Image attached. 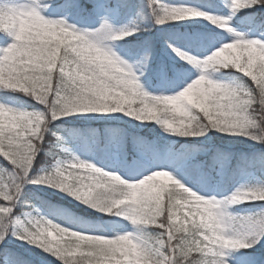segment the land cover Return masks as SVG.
<instances>
[{
  "label": "snow or ice",
  "instance_id": "1",
  "mask_svg": "<svg viewBox=\"0 0 264 264\" xmlns=\"http://www.w3.org/2000/svg\"><path fill=\"white\" fill-rule=\"evenodd\" d=\"M255 5L264 6V0L231 4L234 10ZM53 8L63 15L46 18L38 0H0V32L5 34L0 46V92L4 93L0 98V258L4 264H27L9 247L13 237L40 247L61 264H264V150L247 152L203 143L177 147L175 141L139 131L154 123L169 136L200 137L213 129L264 146V40L236 34L225 42V33L234 31L229 16L164 0L142 4L65 0ZM145 9L152 25L203 18L215 26L199 37L208 53L203 59L164 36L174 53L202 71L195 78L189 72L169 81L161 62L166 84L156 94L145 88L135 71L138 65L147 68L155 58V42L146 39L136 53L124 55L106 43L149 31L151 25L135 23L116 29L108 19L122 10L143 16ZM65 16L96 17L101 23L97 28H80ZM221 68L241 77L213 78L209 70ZM15 92L39 107L11 102L8 93ZM89 113L101 114L88 118L100 123L70 129L63 128V122L54 124L63 117ZM116 113L140 123L127 121L125 127L123 116L108 115ZM72 147L86 148L109 162L112 170L81 159L69 151ZM41 153L53 157V162L38 171V158L44 159ZM249 170H259L260 178L222 198L201 195L176 175L189 177L195 172L211 182ZM29 184L57 188L95 210L126 219L133 228L122 230L121 221L102 226L111 232L75 230L42 216L25 221L20 210L31 203ZM248 201L262 203L244 215L229 211L231 205Z\"/></svg>",
  "mask_w": 264,
  "mask_h": 264
},
{
  "label": "trees",
  "instance_id": "2",
  "mask_svg": "<svg viewBox=\"0 0 264 264\" xmlns=\"http://www.w3.org/2000/svg\"><path fill=\"white\" fill-rule=\"evenodd\" d=\"M65 0H38V8L41 14L46 18L57 19L60 18L63 13L54 10V3H64ZM121 2H127L129 4H142L146 3V0H121ZM167 4H187L194 5L196 7L204 8L205 10L214 11L216 14L223 15L226 11V5L224 0H164ZM147 9H145V15L134 14L128 10H122L118 15H109L108 19L114 28L119 29L121 27L132 26L133 23L142 27H149V31H141L134 33L132 36L125 37L124 39H113L116 50L119 54L124 55L125 53H136L139 50V45L146 39H152L156 46V56L149 62L147 68L143 66H136L137 76L140 81L144 84L145 88L156 94L159 88L164 87L166 84L163 72L160 69V64L166 66L165 71L167 72V80H179L187 73H191L192 78H195L202 69L191 64L189 61L180 58L176 53L168 47V44L164 42V36H170L174 42L180 46L183 50L190 52L197 59H203L207 52L205 47L200 41L199 37L207 34L208 29L215 27L210 22L203 18H190L180 21L170 22L169 24L163 25H152L149 16L147 15ZM65 19L69 23L75 24L80 28H97L101 21L96 17H73L65 16ZM234 24V31L237 29L242 30L241 35L246 38L251 37L254 34H260L264 37V6L255 5L252 7H246L238 10L232 20ZM217 31H224L217 29ZM228 40L233 37L232 32L225 33ZM5 34L0 32V46L4 40ZM8 42H11L9 36ZM203 54V55H202ZM127 58V57H125ZM175 65L173 69L171 66ZM183 65L184 67H180ZM213 78L221 79L225 81H231L235 78L241 77L238 72H233L231 69H220L218 71L209 70ZM229 73H233L229 75ZM243 79H247L243 77ZM4 96V93L0 92V98ZM10 100H13L25 107L37 106L36 102L30 97L24 96L22 93H8ZM89 117L93 115L85 114H73L67 117H63L62 120H57L54 124H61L63 122V128H79L86 123H92L96 125L100 121L89 120ZM127 121L129 119H123L121 123L125 127H128ZM132 122V121H131ZM133 124H139V121H135ZM60 131V129H57ZM139 131L145 134H158L162 139H170L176 142V146L179 147L181 144H200L204 145H215L232 147L236 150H242L247 152H260L264 150V146L258 145L256 142L250 140L248 137L237 135V134H225L218 130L210 129L204 136L200 137H180L178 135L169 136L160 129L159 125L153 123L152 128H141ZM61 134L64 133L61 131ZM53 139H55L53 137ZM74 148V147H72ZM71 150V148L69 149ZM44 159L39 160L36 165V170H41L43 167L50 166L53 162V157L45 156L44 153L40 154ZM79 157L81 159L90 160L106 170H112L109 162L102 161L98 156L93 155L86 148L80 150ZM248 172H252L249 170ZM243 172L238 174L234 178L226 177L223 180H212L211 182L204 181L197 173L193 172L191 176L186 177L184 174L177 172L178 179L184 180L194 186L201 194L209 195L217 192L221 195L229 192L236 183L240 180L242 174L248 173ZM260 177L259 170L254 172ZM122 176L127 178L126 174L120 172ZM26 191L28 192V198L31 203L25 205L21 210L20 214L34 210L36 208L42 209L46 215L53 220L55 223H59L65 227L73 228L75 230H97V231H108L111 232V228H103L102 226L109 225L112 221H121L120 227L122 230L132 229L133 226L129 221L122 217H117L114 214L102 213L98 210L91 208L78 201L71 195L64 191H61L54 187H49L44 184H29L27 185ZM262 202L258 201L255 203H247L248 206H258ZM264 244V240H262ZM9 247L19 254L23 255L27 264H61V261L55 258L52 254L44 251L41 248L26 250L18 247L12 242V238L9 243ZM259 247V245L257 246ZM240 251L249 252L250 249H242ZM261 253H257L259 257ZM0 264H4V259L0 258Z\"/></svg>",
  "mask_w": 264,
  "mask_h": 264
},
{
  "label": "rangeland",
  "instance_id": "3",
  "mask_svg": "<svg viewBox=\"0 0 264 264\" xmlns=\"http://www.w3.org/2000/svg\"><path fill=\"white\" fill-rule=\"evenodd\" d=\"M224 4L226 5V11L223 15H226V16H229L230 19H229V24L231 25L232 28H234V24L232 22L233 20V17L234 15L236 14V12L238 10H234L231 6L232 4V0H224ZM240 10V9H239ZM115 16V15H114ZM240 32H242V30L240 29H237V31H233V37L230 38L233 39L235 38L236 34H240ZM249 38H257V39H261V40H264V37L260 34H254L252 35L251 37ZM230 40H226L225 42H228ZM106 43H108L112 48L113 50L117 51L114 44L112 43V40H109V41H106ZM118 52V51H117ZM119 53V52H118ZM208 54V53H207ZM206 54V55H207ZM135 71H136V68H135ZM202 71V70H201ZM200 71V73H201ZM137 73V71H136ZM199 73V74H200ZM198 74V75H199ZM197 75V76H198ZM11 102L19 105V106H23L22 104H19L13 100H10ZM25 107V106H23ZM90 114V113H89ZM89 114H85V115H89ZM93 116H99L101 114H91ZM108 115H117V116H123V119H129L131 120L133 123L134 122V118H130V117H127L126 115L122 114V113H116V114H108ZM70 152H74L76 155L79 156V152L80 150L76 149L75 147L74 148H71V150H69ZM98 166V165H97ZM260 177L258 175H256L255 173L253 172H248V173H244L242 174L240 180L236 183V185L227 193L221 195L217 192H214L212 194H209V195H205V196H211V195H215L217 198H222V197H225V196H228L229 194H231L233 192V190L235 188H237L238 186H240L241 184H245V183H251L253 182L254 180L256 179H259ZM187 187L191 188L192 190L198 192L199 194H201L194 186H192L190 183L184 181V180H181ZM203 195V194H201ZM255 202H258V201H248V202H245V203H238V204H234V205H231L230 208H229V211L232 212L233 214H236V215H244V214H247L249 212H252V211H255L258 207V206H248L246 205L247 203H255ZM45 217L46 219H50L46 213L40 209V208H36L34 210H31V211H28V212H25L24 214L21 215L22 219H24L25 221L30 218V217ZM128 230H132V229H127L126 231ZM12 242L15 243L18 247H21L23 249H26V250H30V249H37V248H40V247H37V246H34V245H31L25 241H21V240H17L15 237L12 238ZM262 243V241H261ZM258 246V245H257Z\"/></svg>",
  "mask_w": 264,
  "mask_h": 264
}]
</instances>
